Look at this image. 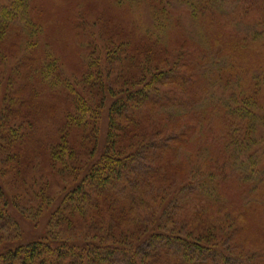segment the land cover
Here are the masks:
<instances>
[{"label": "trees", "instance_id": "1", "mask_svg": "<svg viewBox=\"0 0 264 264\" xmlns=\"http://www.w3.org/2000/svg\"><path fill=\"white\" fill-rule=\"evenodd\" d=\"M139 1L150 12L152 26L143 28V40L136 46L131 40L113 46L118 58L115 62L126 61L130 68L111 67L104 79L101 59L84 57L85 69H98L94 74L86 70L83 76L96 89V98L91 101L74 91L66 127L52 135L48 144L55 163L77 162L84 176L75 181L55 209L50 233L42 241L12 249L3 234L9 217L5 205L0 206V264H243L253 257L251 248L246 255L233 253V249L243 252L239 244L247 241L242 235V220L240 223L233 215L220 186L228 180L226 171L233 175L243 166L246 143L259 148L260 134L264 135V65L235 76L234 55L228 54L234 52L239 60V55L264 46V17L242 31V20L248 13L242 8L234 18L235 10L228 7H237L240 0ZM175 3L188 8V27L173 14ZM29 7L30 0L0 3V44L12 31V23L24 17ZM69 18L77 19L71 15L69 22ZM77 21V34L83 26L92 30L102 23L79 17ZM33 30L40 33L37 26ZM172 34L188 43L176 41L170 47L167 41ZM195 47L212 58L211 64L205 61L206 56L197 57ZM2 56L0 45V65ZM209 68H215L218 75L211 76L214 71ZM45 69L48 74H42L45 78L41 81L57 90L64 85L62 90L72 92V86H80L76 78L68 79L76 85H68L54 62ZM201 73L209 76V87L219 85L232 95L238 90L240 95L216 100L211 92V99L204 100L206 119L199 117L193 140L198 158L203 157V150L209 158L201 168H192L196 179L187 150L192 128L182 121V100L176 98L171 86L193 84ZM53 75L57 78L51 81ZM115 76H124L127 82L104 87L103 80ZM5 81L0 78V92L12 94V82ZM178 97L182 98L181 94ZM108 100L112 101L107 110L108 145L97 157L100 121ZM26 104L33 105L18 101L12 112ZM218 124L224 131L218 135L220 146L214 153L204 142L210 140L213 130L217 134ZM75 130L80 132L79 145L71 142ZM8 133L12 142V129ZM0 164L9 168L4 176L12 172V152L9 158H1ZM208 195L212 199L206 200ZM205 202H209L208 207ZM209 207L211 212L205 214Z\"/></svg>", "mask_w": 264, "mask_h": 264}, {"label": "rangeland", "instance_id": "2", "mask_svg": "<svg viewBox=\"0 0 264 264\" xmlns=\"http://www.w3.org/2000/svg\"><path fill=\"white\" fill-rule=\"evenodd\" d=\"M0 3L5 4L6 0H0ZM173 6V14L181 18L184 27H188L191 23L188 8L179 3ZM228 7L235 10L234 18L237 16V11L243 12L242 8L248 13L242 20V31L247 30L245 29L247 24L257 25L264 17V0H240L237 7L234 4ZM71 15L76 16L77 19L85 18L86 22L101 20L102 23L92 30L87 28L89 25L83 26L77 34L76 26L79 21L69 18L71 20L69 22L68 17ZM36 26L40 33L37 32L38 30H33ZM151 26L152 16L139 0H30L27 14L12 23V31L10 30L8 37L5 36L0 44L3 50L0 78L12 82V94L0 92V121L3 120L0 129V160L9 158L12 152V172L4 176L9 168L0 164V206L4 208L5 205L9 217V226L4 228L3 234L11 243L12 249L48 237L55 209L60 206L67 192L73 188L75 181H80L84 176L81 165L77 162L75 164L64 160L55 163L50 150L52 146L48 145L52 135L56 132L60 134L66 127L65 119L69 113H72V103L76 96L74 91L91 101L96 98V89L90 87L83 76L87 71L94 74L98 69H85L84 57L101 59L103 65L101 69L105 72L104 79L107 78L111 67L117 68L122 65L123 69L130 68L126 61L115 62L118 58L113 46L128 40L136 46V43L143 40V28ZM176 41L186 40L180 35L172 34L167 44L172 47ZM188 45L192 50L193 46ZM195 49L197 57L206 56L205 61L211 64L212 58L209 55L196 47ZM228 54L234 55L231 60H235L232 62L236 65L233 68L235 76L242 70L248 74L251 70L264 65V46L255 48L249 54L239 55L241 58L239 60L234 52ZM53 62L60 66V76L68 85H76L69 82L70 79L76 78L80 86H72V92H68L62 90L64 85L60 87L61 90H57L56 87L42 82L41 80L45 78L42 74H48L45 68ZM85 62H88V59ZM28 64L30 66L28 69H21ZM89 65L97 66L92 63ZM211 69L214 71L211 76H217L215 68H209L208 71ZM231 74L232 72H229L228 75ZM55 77L57 78L53 75L51 81H54ZM126 82V77L115 76L108 78V81L103 80L102 84L106 88L110 85L111 88L119 87ZM209 84V76L201 73L193 84L183 87L171 86L173 87L171 90L177 94L176 98L182 100V105L179 106L182 111L181 119L189 123L192 128L187 146L191 157V172L192 168L199 169L202 167L201 164L208 163L209 158L205 150L202 153L203 157L198 158L199 155L196 154L198 146L193 140L199 117L206 119L203 113L204 100L207 102L211 99V92L215 93L216 100L220 98L228 100L235 94L238 97L240 95L238 90L232 95L230 91H225L219 85L212 88ZM29 85L34 87L33 90L27 88ZM106 91L104 90L103 93L106 94ZM180 94L182 98L178 97ZM97 99L99 100L98 97ZM18 101L33 105L26 104L27 108H20L21 115L20 109L18 112H12L18 107L16 105ZM12 103L15 104L12 106ZM111 103V100L106 102V109L100 121L97 157L106 151L108 145L109 111L107 110L110 109ZM197 109H200L198 115ZM218 125L220 128L217 134H214L216 129L213 130L209 134L210 140L204 142V147L209 148L210 145L214 153L220 146L218 135L224 131L222 125ZM9 129H12V142L9 140ZM204 130L206 131L205 128ZM79 135L80 132L76 130L71 133L70 138L74 145L80 144ZM58 137L59 135H56V139ZM259 139L261 141L259 148V145L254 147L246 143L247 149L241 159L243 166L233 175H229L226 171L228 180L220 186L223 199L230 204L233 215L240 220V223L242 220L240 225L243 230L242 235L247 241L239 244L243 252L233 249V253L246 255L249 248L250 251H254L253 257L243 264H264L262 258L264 256V135L260 134ZM16 156L20 157L19 160ZM193 177L197 179V174L193 173ZM209 198L212 199V196L208 195L206 200H210ZM203 205L208 207L209 202ZM256 208L261 211H257ZM206 210L208 212H204L205 214L211 212L210 207Z\"/></svg>", "mask_w": 264, "mask_h": 264}]
</instances>
